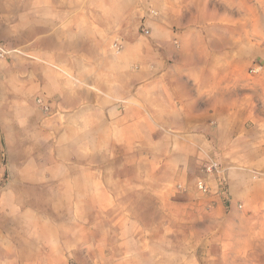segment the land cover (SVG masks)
Returning a JSON list of instances; mask_svg holds the SVG:
<instances>
[{"label": "crops", "instance_id": "crops-1", "mask_svg": "<svg viewBox=\"0 0 264 264\" xmlns=\"http://www.w3.org/2000/svg\"><path fill=\"white\" fill-rule=\"evenodd\" d=\"M0 45V264H264V0H0Z\"/></svg>", "mask_w": 264, "mask_h": 264}, {"label": "built area", "instance_id": "built-area-1", "mask_svg": "<svg viewBox=\"0 0 264 264\" xmlns=\"http://www.w3.org/2000/svg\"><path fill=\"white\" fill-rule=\"evenodd\" d=\"M141 34L144 37H149L150 31L145 26H142L141 27ZM115 47L117 48V45ZM9 53L10 52L6 51L3 47H0V59H2V60L6 59V56L9 55ZM262 71H263V66L260 64H256V65L251 67V69L249 70V74L252 76H258L262 73ZM36 104L45 113H49L51 111V105L46 103L43 98H37ZM202 173L204 174V176L214 177V178L219 179V184H218L219 191L221 194L226 195V193H227L226 192V182L222 177L223 169L217 160L207 161L202 167ZM180 188H182V187H180ZM197 189L201 194H203L205 196H208L211 193V188L204 181H201L198 183Z\"/></svg>", "mask_w": 264, "mask_h": 264}, {"label": "rangeland", "instance_id": "rangeland-1", "mask_svg": "<svg viewBox=\"0 0 264 264\" xmlns=\"http://www.w3.org/2000/svg\"><path fill=\"white\" fill-rule=\"evenodd\" d=\"M246 3H247V2H245L244 15H245V17L250 18V16H251V12H250V6H251V3H247V4H246ZM140 33H141V29H140ZM116 42L119 43L120 41L117 40ZM0 47H3L6 51L10 52L9 55L11 54V51H9V49H6L5 46L0 45ZM9 55L6 56V59H4V60L0 59V60H1V61H6V60L9 58ZM256 64H260V65H262V64L260 63V61H254V62L250 63V66H254V65H256ZM48 114H49V113H48ZM209 160H216V159L211 158V159H209ZM209 160H207V161H209ZM207 161H206V162H207ZM206 162H204V164H205ZM204 164H203V165H204ZM203 165L201 166V170H200L202 175H204V174L202 173V167H203ZM178 188H179V189H183V188H180V187H178ZM197 191H198V189H197ZM198 192H199V191H198ZM84 254H85L84 251H82V253H81L80 250L77 251V252H75V253H74V256H72V258H71V262H70L69 264H91L90 261H86V259H85L84 257H82Z\"/></svg>", "mask_w": 264, "mask_h": 264}]
</instances>
